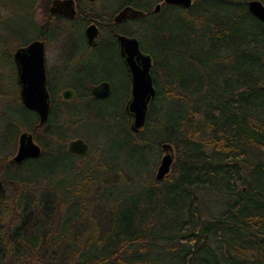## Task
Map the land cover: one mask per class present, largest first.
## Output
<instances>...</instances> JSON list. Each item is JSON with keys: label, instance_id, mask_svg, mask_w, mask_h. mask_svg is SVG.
I'll return each mask as SVG.
<instances>
[{"label": "trees", "instance_id": "trees-1", "mask_svg": "<svg viewBox=\"0 0 264 264\" xmlns=\"http://www.w3.org/2000/svg\"><path fill=\"white\" fill-rule=\"evenodd\" d=\"M143 1L126 0L115 11L131 6L145 12L138 21L147 23L157 42L174 30L192 45L203 40L207 53L218 51L220 92L215 82V89L210 81H193L187 88L180 80L171 82L165 96L195 110L177 124L169 115L161 120L159 92L139 133L131 130L126 102L111 112L120 134L130 138L126 159L144 168L141 182L127 181L137 187L135 197L122 190L131 170L106 160L77 166L85 157L68 152L74 134L59 118L54 95L42 127L37 113L18 97L20 120L9 125L0 142V264H264V23L249 11L252 0H194L190 9ZM77 2L74 21L50 19L82 27L95 20L102 47H118L116 33L141 38L113 23L115 11L94 15ZM159 3L161 11H153ZM37 30L42 37L43 28ZM188 52L194 59L195 49ZM122 77L113 75V84ZM197 85L204 93L197 101L179 91L196 93ZM67 109L69 124L81 121L71 119ZM22 131L34 134L42 156L18 165L13 154ZM106 134L110 137V130ZM165 143L174 146L176 159L170 175L159 181L154 173L147 176V155L157 152V167Z\"/></svg>", "mask_w": 264, "mask_h": 264}, {"label": "rangeland", "instance_id": "rangeland-1", "mask_svg": "<svg viewBox=\"0 0 264 264\" xmlns=\"http://www.w3.org/2000/svg\"><path fill=\"white\" fill-rule=\"evenodd\" d=\"M32 1L33 0H0V142L5 141V131L9 125L20 120V105L18 103L20 86L17 81V67L14 61L16 51L23 47L22 44H25L27 41L31 42L37 38L38 28L41 27L47 30V22H51L50 30L52 32L54 31L53 34H55L53 41L56 40V44L53 42L49 51L47 50L48 54L46 56L49 68L57 58L55 49L61 46L60 49L63 50V54H65L68 53L67 51L76 50V42H83V27L79 24L76 26L71 23L60 24V22L48 19L46 11L53 0H37L31 9L30 5ZM79 1L84 9H88L94 15L101 13V11L111 14V12L113 13L121 4L126 3V0ZM142 2L145 3L143 0ZM159 4L162 6V3ZM157 5L158 4L154 5L153 11H155ZM118 13L119 11H115L113 15L115 16ZM32 20L35 22L34 25L36 28L33 26ZM86 27L87 25H84V31ZM147 28V23L138 20L121 26V30L124 32H131L133 30L137 33V36L142 34L141 38H139L142 49L155 56L157 63H159V68L156 69V87L158 93L160 92L161 94V99H158L156 104L157 112L161 120L164 118L169 120V116H171L173 120L172 124H177L180 118L189 117L192 111L195 110V105L188 104V102L178 99L172 101L170 98L166 97L165 95L169 84L173 81L180 80L184 82V86L187 88L193 81H210L211 85L214 82L217 83L216 89L219 93V86L220 84L222 85V77H220L221 70L218 68L220 54L217 55L218 51L216 52L212 48H210L209 53H207L208 48L205 46L203 40L196 45H192L189 37L183 38L182 35L180 36L179 32H174V30L172 33H169L170 38L166 41L157 42L155 38L149 34ZM31 29L33 30L31 31ZM143 29H147V31L144 33ZM191 47L196 51L194 59L188 58V51ZM213 56H216V59H213ZM201 62H203V66L199 65ZM112 65L114 67L115 63H112ZM226 68L227 69L224 71H227L230 66L226 65ZM197 79L199 80L197 81ZM66 83L68 82H64V84ZM62 86L64 85L61 84L59 89H54L57 104L60 109L57 111L60 115L59 118L67 121L66 125L71 127L70 133L74 134L73 139L82 138L90 146L89 155L78 160L77 166L84 167L89 163V167H91L106 160L108 164L118 165V167L122 168L125 172L131 170L129 175H125V182L122 190L130 196L135 195L137 193V187L134 188L133 186H129L127 181H132L134 183L141 182L142 178L140 177V172L144 171V168L141 167L139 162L132 167L126 159L125 145L127 144L126 141H130V138L127 135L125 136V134H120L121 130L119 127L117 128V120L111 118V112H116L115 109L120 110L126 102V82L123 80L117 81L114 85V96L109 103H83L79 98L75 101H71L68 106L61 105V103H64L61 98V93L63 90L67 89V87L63 88ZM211 87L215 89L214 85ZM179 91L182 93H189L190 98L196 99L195 101L199 100L201 96L204 95L198 85L195 87L196 93L192 90L183 91L179 89ZM67 108L70 109L71 119H81V121L69 124ZM108 122H114L112 129L107 128ZM109 130L111 134L110 137L106 134V131L109 132ZM159 137H165V134L161 133ZM18 146L19 138L17 150ZM17 150L13 154V158ZM156 154L157 152L153 149L148 152L147 158H149L148 161H150V167L146 170L148 177L152 176L153 173L155 177L158 171L162 156L160 157L157 167H155L157 164ZM137 185L140 186V184Z\"/></svg>", "mask_w": 264, "mask_h": 264}, {"label": "water", "instance_id": "water-1", "mask_svg": "<svg viewBox=\"0 0 264 264\" xmlns=\"http://www.w3.org/2000/svg\"><path fill=\"white\" fill-rule=\"evenodd\" d=\"M164 3L169 6L190 9L194 0H165ZM161 8V4H158L155 11L160 12ZM248 8L252 15L264 23V4L261 1L252 0L248 2ZM51 12L72 20L77 15L75 0H53ZM144 15L145 12L142 10L127 6L116 15L114 21L116 24H120L130 19H139ZM86 34L89 44L96 47L99 36L97 26L95 24L90 25L86 29ZM117 39L126 64L132 73V95L126 109L132 117L131 130L134 133H139L146 125L150 104L156 97V89L150 75L152 57L141 51L140 42L137 38L119 34ZM14 61L17 67L22 103L28 110L37 113L39 117L38 127H42L48 123L51 110L50 94L47 88L44 43L34 41L29 46L18 49L14 55ZM91 92L97 98L106 99L110 96V85L105 83L99 87H92ZM74 96L75 93L71 90L63 92V98L67 101L74 99ZM68 152L78 157H86L90 153V146L82 138L73 139L68 143ZM41 156L42 147L35 141L34 134L27 131L21 133L13 162L21 165L27 160L38 159ZM175 159L174 146L170 143L163 144L162 158L156 175L157 180L162 181L170 175Z\"/></svg>", "mask_w": 264, "mask_h": 264}, {"label": "flooded vegetation", "instance_id": "flooded-vegetation-1", "mask_svg": "<svg viewBox=\"0 0 264 264\" xmlns=\"http://www.w3.org/2000/svg\"><path fill=\"white\" fill-rule=\"evenodd\" d=\"M90 1V0H89ZM53 2V1H52ZM91 2V1H90ZM94 2V1H93ZM51 6L52 3L50 4V6L48 7L47 11L49 14H47V17L49 20L50 17L55 20L54 18L60 17L64 20H69V21H74L80 12V8H79V4L78 2L75 0V6H76V10H77V15L74 19L70 20L67 19L61 15L58 14H54L51 12ZM124 9V8H123ZM85 11L87 13H89L90 11L88 9L85 8ZM121 11V10H120ZM119 11V12H120ZM104 11H101V13H103ZM87 14L81 13V16L85 17ZM146 15H144L143 17L139 18L140 20L142 18H144ZM46 17V15H45ZM116 15L113 16V23L116 26H122L125 25L127 23H132L134 21H137L139 19H130L126 22L120 23V24H116L114 19H115ZM51 20V21H53ZM95 24L99 30V36H98V45L96 47H92L89 44L88 38H87V34H86V29L92 25ZM47 30L43 29V36L39 37L37 36L36 39H34L33 41L29 42L27 45L21 47H27L29 46L31 43H33L34 41H41L42 43H44L45 46V57H46V76H47V88H48V92L50 94V100H51V106H52V97L54 95V97H56V93L54 91V89H59L60 85L63 84L64 86H62L63 88L67 87V89L63 90L61 93V98L63 100V102H67L70 103L71 101H75L77 99L81 100V102H97V103H102V102H107L108 100L112 99L114 96V84L112 82L113 80V75L117 76L118 74L122 73V78L123 81L126 82L127 84V92L125 93V99L126 101V106L128 104V102L131 99V88H132V73L130 72L125 58L123 57L122 54V49L120 47V44L118 42L117 39V35H124L130 38H137L139 40L138 37L135 36H130V35H126L123 33H116V39L118 42V47H111V48H107V47H102V43H103V36H102V29L101 27L98 25V23L95 20H90L89 24L87 25L85 31H84V27H83V42H76V52L75 51H67L68 53H64L63 50H61V46H59V48L55 49L57 52V58L55 59L53 65L49 68L48 64H47V54L49 49L51 48V46L53 45V42H55L54 44H56V40L53 41L55 34H53V32L50 30L51 29V22H47ZM105 28H108V25H105ZM52 39V40H51ZM140 42V40H139ZM140 48L141 51L145 54V55H150L152 57V68L150 71V75L152 77L153 80V84L154 87L156 89V97L158 95V89L156 87V58L155 56H153L150 52H147L145 50L142 49L141 47V43H140ZM48 50V51H47ZM112 63H115V68L113 67ZM16 70V69H15ZM17 73V70H16ZM17 81H18V75H17ZM64 82H68L66 84H64ZM109 84L110 85V96L106 99H100L95 97L92 92H91V88L92 87H99L102 84ZM19 84V82H18ZM71 90L75 93L74 99H72L71 101H67L63 98V92L64 91H68ZM117 91V90H116ZM155 97V98H156ZM125 106V110L127 111Z\"/></svg>", "mask_w": 264, "mask_h": 264}]
</instances>
